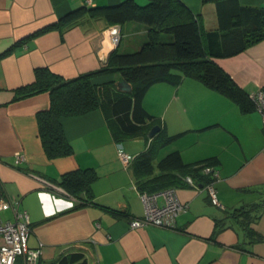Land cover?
I'll return each instance as SVG.
<instances>
[{
  "label": "crops",
  "instance_id": "0c3cea01",
  "mask_svg": "<svg viewBox=\"0 0 264 264\" xmlns=\"http://www.w3.org/2000/svg\"><path fill=\"white\" fill-rule=\"evenodd\" d=\"M121 1L0 0V197L15 200L17 210L27 212V244L41 250L39 264H54L75 251L84 254L87 264H264V123L257 111H242L198 79L157 83L146 92L143 107L161 130L156 140L175 137L156 144L153 163L175 151L185 164L215 158L221 207L210 203L203 188L179 185L174 189L187 209L176 217L173 229H131L130 220L143 215L142 191L131 165L125 168L117 157V148L122 146L136 157L151 140L146 139L147 130L121 138L107 111L61 118L71 152L55 159L46 156L36 115L49 108V94L17 99L15 91L34 81L37 68L72 79L105 67L101 43L110 26L85 16L72 25L34 34L77 8L113 7ZM180 1L207 31L217 29L212 2ZM239 3L264 7V0ZM119 28L117 52H134L146 41L142 24L128 22ZM215 62L245 93L264 86V40ZM115 78L104 74L92 81L107 84ZM17 153L24 160L16 165ZM85 169L94 176L88 195L73 197L55 184L63 174ZM252 205L257 206L258 218L250 227L260 240L252 241L226 221L214 234L226 212ZM0 218L14 220L12 210L1 211Z\"/></svg>",
  "mask_w": 264,
  "mask_h": 264
},
{
  "label": "trees",
  "instance_id": "16d2710c",
  "mask_svg": "<svg viewBox=\"0 0 264 264\" xmlns=\"http://www.w3.org/2000/svg\"><path fill=\"white\" fill-rule=\"evenodd\" d=\"M207 2H212L215 7V30L207 31L202 21L193 16L180 0H148L145 5H139L134 0H122L113 7L77 8L57 23L37 31L34 36L72 25L85 16L103 19L109 26L135 22L146 27V41L136 51L121 53L115 49L109 55L106 66L98 71L64 79L47 68H37L34 81L15 91L17 99L43 92L49 94V108L36 115L46 156L55 159L71 152L59 122L61 118L94 110L107 111L121 138L133 137L145 130L148 133L155 126V118L143 107V98L148 89L157 83L175 85L181 78L198 79L233 100L242 111L255 110L250 94L238 87L215 59L234 56L264 40V7H243L239 0H203V3ZM104 74H118L131 85V92L118 91L114 81L93 83L94 77ZM160 132L150 139L149 147L134 157L131 163L137 188L153 193L179 185L189 187L184 181L188 176L198 186L205 185L207 177L201 174V170L213 167L215 158L185 164L175 151L153 163L152 151L156 144L175 138L166 137L157 141ZM93 178L90 169L74 170L63 174L55 184L68 195L78 197L82 192L88 195ZM80 206L74 205L73 208ZM256 207L244 206L226 212L224 219L217 221L219 228L214 234L225 226L226 221L228 225L238 227L252 241L260 240L250 227L258 218ZM54 264H87V261L82 252L75 251L59 257Z\"/></svg>",
  "mask_w": 264,
  "mask_h": 264
},
{
  "label": "built area",
  "instance_id": "2783aa9c",
  "mask_svg": "<svg viewBox=\"0 0 264 264\" xmlns=\"http://www.w3.org/2000/svg\"><path fill=\"white\" fill-rule=\"evenodd\" d=\"M111 41L117 45L120 41L119 26L108 28ZM254 102V109L262 118L264 123V86L255 93L250 94ZM117 157L125 168L130 167L134 156L129 154L122 146L117 148ZM24 160L21 153L15 155V164ZM201 174L207 177L205 185L201 186L208 196L210 203L214 206L221 205L218 202L215 183L219 179L218 171L215 167H204ZM185 183L194 189H199L198 183L191 177H185ZM143 205V215L139 218L131 219L129 227L131 229L155 226L165 229H173L176 217L186 211L187 204L182 203L174 188H167L153 193H140ZM17 202L5 200L0 197V212L11 209L14 220L2 221L0 218V264H39L41 250L28 247V236L30 233V220L26 211L17 210Z\"/></svg>",
  "mask_w": 264,
  "mask_h": 264
},
{
  "label": "water",
  "instance_id": "95a60500",
  "mask_svg": "<svg viewBox=\"0 0 264 264\" xmlns=\"http://www.w3.org/2000/svg\"><path fill=\"white\" fill-rule=\"evenodd\" d=\"M103 41L101 43V51L103 53V59L106 60L108 59L109 55L116 49V46L112 43L111 41V37H110V33L109 31H105L104 35H103ZM107 61V60H106ZM115 87L118 91L123 92V93H130L132 90L131 85L126 82L125 80L121 79V77L116 74L115 75ZM160 127L155 125L153 126L150 131L147 133L146 138L151 139L153 138V136L159 132ZM137 139H139L142 143L145 141V137H138ZM201 187V185H200Z\"/></svg>",
  "mask_w": 264,
  "mask_h": 264
},
{
  "label": "rangeland",
  "instance_id": "374dc122",
  "mask_svg": "<svg viewBox=\"0 0 264 264\" xmlns=\"http://www.w3.org/2000/svg\"><path fill=\"white\" fill-rule=\"evenodd\" d=\"M125 31L128 32V33L130 32L129 30L127 31L126 29H124V32H125ZM123 43H124V41H123L122 44H121L120 50H123ZM131 48H132V47L130 46V49H129V50H131ZM145 131H146V130H145Z\"/></svg>",
  "mask_w": 264,
  "mask_h": 264
},
{
  "label": "flooded vegetation",
  "instance_id": "af4514ba",
  "mask_svg": "<svg viewBox=\"0 0 264 264\" xmlns=\"http://www.w3.org/2000/svg\"><path fill=\"white\" fill-rule=\"evenodd\" d=\"M119 42H120V41H119ZM118 44H119V43H118ZM118 44H117V45H118ZM117 45H115V46H117Z\"/></svg>",
  "mask_w": 264,
  "mask_h": 264
}]
</instances>
